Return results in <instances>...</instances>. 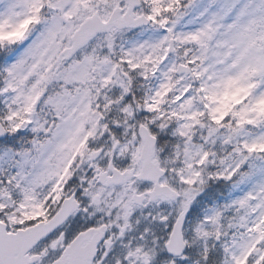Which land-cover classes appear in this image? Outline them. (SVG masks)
Wrapping results in <instances>:
<instances>
[{
	"label": "snow or ice",
	"instance_id": "obj_1",
	"mask_svg": "<svg viewBox=\"0 0 264 264\" xmlns=\"http://www.w3.org/2000/svg\"><path fill=\"white\" fill-rule=\"evenodd\" d=\"M0 264H264V0H0Z\"/></svg>",
	"mask_w": 264,
	"mask_h": 264
}]
</instances>
